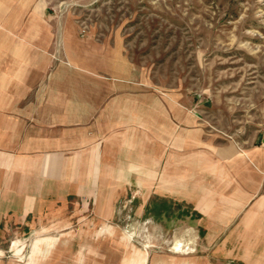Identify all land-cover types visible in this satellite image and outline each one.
I'll return each mask as SVG.
<instances>
[{
  "label": "crops",
  "instance_id": "obj_1",
  "mask_svg": "<svg viewBox=\"0 0 264 264\" xmlns=\"http://www.w3.org/2000/svg\"><path fill=\"white\" fill-rule=\"evenodd\" d=\"M78 22L0 0L3 226L40 211L109 221L135 189L160 227L183 229L184 264H264V138L239 141L193 95L152 85L119 30Z\"/></svg>",
  "mask_w": 264,
  "mask_h": 264
},
{
  "label": "rangeland",
  "instance_id": "obj_2",
  "mask_svg": "<svg viewBox=\"0 0 264 264\" xmlns=\"http://www.w3.org/2000/svg\"><path fill=\"white\" fill-rule=\"evenodd\" d=\"M60 3L80 28L119 30L152 85L193 95L212 123L260 144L264 0H48L49 8ZM151 202L143 211L130 189L109 221L71 210L35 212L24 225L1 218L0 264H184L194 249L183 229L153 220Z\"/></svg>",
  "mask_w": 264,
  "mask_h": 264
},
{
  "label": "built area",
  "instance_id": "obj_3",
  "mask_svg": "<svg viewBox=\"0 0 264 264\" xmlns=\"http://www.w3.org/2000/svg\"><path fill=\"white\" fill-rule=\"evenodd\" d=\"M64 9H65V7H64L63 4H61V3H60L59 5H57V6H51V7L49 8V10H50L52 13L65 11ZM85 30H86V29H85L84 26H82V27L80 28V33H81V35L84 34Z\"/></svg>",
  "mask_w": 264,
  "mask_h": 264
}]
</instances>
